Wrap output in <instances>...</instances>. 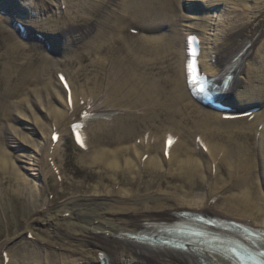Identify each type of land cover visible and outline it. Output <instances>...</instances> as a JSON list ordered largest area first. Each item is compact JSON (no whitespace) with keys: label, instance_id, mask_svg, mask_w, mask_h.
<instances>
[{"label":"bare ground","instance_id":"obj_1","mask_svg":"<svg viewBox=\"0 0 264 264\" xmlns=\"http://www.w3.org/2000/svg\"><path fill=\"white\" fill-rule=\"evenodd\" d=\"M201 1L80 0L77 5H67L68 16H64L63 22L60 12V21L56 20L58 26L55 29L52 24L47 23L46 26L40 15L35 14L39 11V0L24 3L0 0L1 9L10 14L9 28L20 41H60V38L68 43L92 41L93 50L101 56L98 57L101 63L98 64H102L99 66L104 82L97 84L95 89L79 82L76 71L56 64L48 69L44 94L33 91L30 98L26 95L23 99L10 102L12 112H17L16 120L22 121L21 125L2 127L9 129L11 136L6 139L7 148L5 142L0 143V159L7 156L9 148L14 152L32 149L35 155L40 156L36 177L46 183L55 176L47 164L43 170L40 163L53 145L52 136L58 135V144L65 134L74 137L80 131L87 133L84 152L69 163L68 168L72 177L80 183H67L62 179L61 186L68 196L88 193L95 197L94 200L90 203H68L54 210L44 209L25 226V232L44 247L58 240V247L67 252V255L60 256L65 264H83L86 256L80 253L81 247L91 241L94 242H91L93 248L86 251L87 255L102 264L129 263L128 260L133 257L152 259L158 264H198L193 255L147 249L134 244L128 237L141 230L145 223L175 221L181 212L231 220L249 227L255 224V228L264 229V203L250 201L254 184L250 180L253 161L248 144L250 133L258 132L260 162L255 168L263 178L264 112L223 120V114H240H212L203 110L190 96L185 75L189 58L186 41H199L197 60L201 73L209 78L220 77L227 59L240 51L241 46L250 43L236 62L230 88L240 96V100L234 98L235 104L236 100L240 104L246 102L244 98H247L249 89H252V95L259 94L261 97L258 99L262 100L264 88L258 85H264V73L256 70L250 76L242 65L252 56L256 44L260 43L264 48V41H252L264 22V6L259 8L258 15L256 12L251 14V9L248 12L251 20L248 18L246 23H240L237 11L226 0ZM183 3V10L178 11ZM216 5L234 14L232 24L221 25L222 29H218L210 39L206 37L207 31L219 28L225 19L214 22L208 16L199 17L198 11L204 6L211 8ZM158 9L159 13L156 12ZM157 14L166 17L161 15L162 20L155 21ZM22 17H25V22L20 20ZM160 24L166 25L165 31L161 29V33L152 35ZM231 25L232 32L223 30ZM141 29L150 32V35L140 34ZM4 39L12 41L10 34ZM12 48H19V45L14 43ZM44 54L40 53L45 63H52V60L46 59L47 53ZM29 56L21 58L30 59ZM60 76L65 77L64 82L71 89V104ZM96 102L100 103L99 109L118 114L82 125L84 114ZM161 116L167 117L157 125ZM235 123L240 126L228 129L231 136L228 151L215 142L209 144L210 140L219 139L221 134L216 126ZM77 124L80 127L74 129ZM35 129L42 132L43 142L31 137L37 133ZM196 132L201 134L199 142L194 136L189 144ZM167 138L176 139L169 148H166ZM235 140L240 141L236 143ZM55 152L48 154L53 158ZM194 153H206L207 157L197 159ZM25 164L29 165V162ZM11 175L14 186L22 194H27L31 201H40L20 174L13 171ZM146 175L162 177L158 192L166 187L168 180L175 179L182 180V186L190 193L201 189L202 184L207 189L225 193L233 188H242L243 191L239 195H227L223 203H211L212 195L205 200H189L184 193L185 196L176 200L156 195L144 199L130 197L119 204L107 203V193L99 192L108 187L106 180L112 178L129 190L126 198L131 193L142 196L154 184L153 180L144 179ZM86 182H94V185H86ZM61 224L68 225L70 229L62 231ZM38 233L49 234L51 241L38 240ZM24 251L27 258L36 256L35 250ZM2 253L3 245H0V257Z\"/></svg>","mask_w":264,"mask_h":264},{"label":"rangeland","instance_id":"obj_2","mask_svg":"<svg viewBox=\"0 0 264 264\" xmlns=\"http://www.w3.org/2000/svg\"><path fill=\"white\" fill-rule=\"evenodd\" d=\"M27 1L28 0H19V3ZM79 1L80 0H39V11H37V13L35 12V14H38V16L40 15L41 21L43 20V23L45 22L46 26H48L47 23H49L56 29V26H58L56 20L57 22L60 21L58 20V17L61 15L60 12L63 15V18L61 17V21L63 22L64 16H68L66 10L67 5H77ZM226 1L234 8V11H237V16L241 18L240 23H246L248 18L251 20L250 15L254 12H256V14L259 13V8L264 6V0ZM199 2L202 1L199 0ZM35 3L36 2H34V4ZM183 6L184 3L180 5L178 11L183 10ZM251 9L253 10L252 12H250ZM226 10L227 9L216 5L211 8L210 6H204L202 10L198 11V15H200L199 17L208 16L210 20L214 22H221L225 19L224 23L220 24L219 28L209 29L206 33V37L211 39L213 38V35L217 34L218 29H222L223 26L221 27V25L228 26L232 24L231 20L234 13L232 14L230 10L229 12ZM156 12L159 13V9ZM248 12L251 14H248ZM183 13L189 14L190 12L187 11L186 13L183 11ZM169 14H171V12ZM9 15L10 14L7 11L4 9L2 10L0 7V93H3L0 98V143L5 142V148H7L6 139L11 136V133L9 132V129H2V127L7 128L8 126L14 125L20 126L22 123V121L16 120L17 112H12L10 102L23 99L26 95L30 98L33 91L44 94V84L45 79L47 78L48 69L55 67L56 64L60 65V67L70 68L76 71L78 81L86 83L89 87H91V89H95L97 84L102 81L104 82V75L101 73L102 71L99 66L102 64H98L101 63L98 61V57L101 56L96 54L93 50L94 45H92V41L69 43V46L68 43L65 42L63 46L61 45V48L63 47L64 49L60 56L53 55L55 52L53 54H46V59L53 61L50 64H46L45 59L42 58V55H40V53L44 54L45 52L38 49L35 45L28 46L24 44L11 31L9 28L11 24ZM161 15L166 17L163 14ZM161 15H155L154 20L161 21ZM26 17H28L27 14ZM22 18L20 20L25 22V17ZM51 20H53V22H51ZM165 26V24H160L158 26V30L153 32L152 35L154 34L155 36L158 35L157 33H161V29H164L165 31ZM230 29H232V25L231 27L223 28L224 31H228ZM230 32L232 31L230 30ZM7 34L11 35L12 41H5L4 38ZM140 34L150 35V32L148 33V31L141 29ZM253 38L254 39L252 41H264V22ZM60 41L63 40L60 38ZM14 43L17 44V46L19 45V48L13 49L12 47ZM20 45L24 48L20 47ZM253 54L254 59L246 61L243 65L247 73H250L252 70H256L258 68L264 69V49L260 44L254 46ZM25 55H30V59H26L27 61L23 60L21 57ZM260 87L264 88V85ZM249 97H252V93L248 95L247 99H245L246 102L251 101ZM253 97L259 98L261 96L258 94L253 95ZM262 100L264 101V98ZM260 112H264V107L255 113ZM29 114L27 111V115ZM166 117L167 116H161L157 120L156 124L158 125L159 123H162ZM29 119L32 122L31 115L29 116ZM176 119L179 118L177 117ZM32 125L34 126V124ZM235 126H239V124H222L216 126L221 131V134L218 136L219 139L214 138V141L210 140L209 144H213L215 142V144L220 145V147H222L225 151H228V142L231 137L228 133V129ZM35 132L37 133L33 134L31 137L43 142L44 136L42 132L39 129H35ZM194 136H201V134L200 132L194 133L191 136L189 144L193 141ZM249 139V153L253 161V172L251 171L250 180L254 184L251 195L252 198L250 201L251 203L259 201V203L262 204L264 203V173L262 178L260 173H258L257 168H255L260 160L258 152V133H250ZM238 141L240 140H235L236 143ZM102 146L103 148H107L105 145ZM189 148L191 150V146H189ZM53 151H56L55 157L51 158L48 152L50 153ZM48 152L46 153V158L43 156L40 166L43 170L45 169L46 164L51 167L55 178L47 183L36 177L39 166L38 159L40 156L35 155L32 149H24L14 152L9 148L7 156L0 159V245H3V254L0 257V264H3L2 262L5 264H65V261L63 259L61 260L60 256L64 254L67 255V252L58 247V244H60L58 240L54 241L56 242L55 244L44 247L25 232V226L31 218L40 215V212L44 209L54 210L58 207H63L68 203H90L95 198L92 194L88 193H74L73 195L68 196V194L64 193V188L61 186L62 179L67 183H80V181H76V179L72 177L68 168L69 163L76 160L84 151L74 143L69 134H65L58 144L53 143ZM194 155L197 159L201 160H204L207 157L206 153H194ZM22 156L25 158H22ZM27 161L29 162V165L25 164ZM13 171L20 174L19 176L26 180L29 187L32 188L31 190L40 197V201L38 203L29 200L27 194H22L14 186L11 175ZM161 178V176L152 178L150 175H146L144 179L148 181L153 180L154 184L152 189L142 196H135L131 193V195L126 198V194L129 190L118 184L117 181H114L112 178L106 180L108 187L103 191L100 190L99 192L102 194L107 193L109 198V200L106 201L107 203L119 204L128 201L130 197L144 199L156 195H162L160 197L167 196L176 200L185 196L184 193L188 195L187 197L189 200H205L208 195H212L211 203H223L227 195H239L241 191H243L242 188H233L225 193L220 190L207 189L203 187L204 184H202L201 189L190 193L182 186V180L175 179L173 181L168 180L169 183H167L166 187L161 188L158 192V184L161 181ZM87 184L94 185V182H86V185ZM104 200H106V198H104ZM64 224L60 225L62 231L69 230V226ZM254 225L255 224H252L251 226ZM49 236L50 235L47 233H38L37 238L41 241H51ZM91 242L86 246L81 247L82 251H80V253L86 256L83 264H98L94 259H91V257L89 258V255H87L86 252L88 249L93 248ZM24 250H35L36 256L27 258L25 257ZM47 256L49 258H47ZM128 262L129 263L125 262L124 264H154L153 262L143 261L138 263L137 261H134V259L128 260Z\"/></svg>","mask_w":264,"mask_h":264},{"label":"snow or ice","instance_id":"obj_3","mask_svg":"<svg viewBox=\"0 0 264 264\" xmlns=\"http://www.w3.org/2000/svg\"><path fill=\"white\" fill-rule=\"evenodd\" d=\"M61 80L63 81V77H61ZM207 87H208V85H205V90L207 89ZM64 88L67 89V99H68L69 104H71V89H70L69 85L67 84V82H64ZM79 127H80V125H78V124L74 125V129H77ZM76 138H77V142L81 143L79 135H77ZM55 139H56V137L53 136V140H55ZM83 146H84L83 143H81V147H83Z\"/></svg>","mask_w":264,"mask_h":264}]
</instances>
